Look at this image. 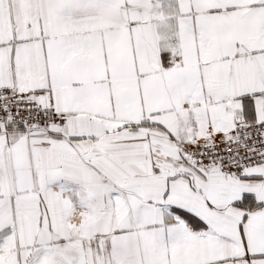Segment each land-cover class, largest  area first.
Instances as JSON below:
<instances>
[{
	"label": "snow or ice",
	"instance_id": "6c2138e0",
	"mask_svg": "<svg viewBox=\"0 0 264 264\" xmlns=\"http://www.w3.org/2000/svg\"><path fill=\"white\" fill-rule=\"evenodd\" d=\"M0 264H264V0H0Z\"/></svg>",
	"mask_w": 264,
	"mask_h": 264
}]
</instances>
